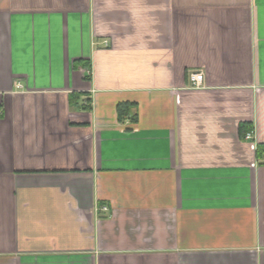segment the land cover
Returning a JSON list of instances; mask_svg holds the SVG:
<instances>
[{"label":"crops","instance_id":"crops-1","mask_svg":"<svg viewBox=\"0 0 264 264\" xmlns=\"http://www.w3.org/2000/svg\"><path fill=\"white\" fill-rule=\"evenodd\" d=\"M0 264H264V0H0Z\"/></svg>","mask_w":264,"mask_h":264},{"label":"built area","instance_id":"built-area-1","mask_svg":"<svg viewBox=\"0 0 264 264\" xmlns=\"http://www.w3.org/2000/svg\"><path fill=\"white\" fill-rule=\"evenodd\" d=\"M203 76L204 75L201 72L192 73L191 74V81H192L193 85H195V86L201 85L202 84V81H203ZM16 86H17V88H20L21 87V84L20 83H17ZM246 138L247 139H251L252 138L251 134H247L246 135ZM103 209L106 210L107 207H103Z\"/></svg>","mask_w":264,"mask_h":264}]
</instances>
